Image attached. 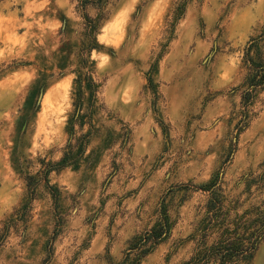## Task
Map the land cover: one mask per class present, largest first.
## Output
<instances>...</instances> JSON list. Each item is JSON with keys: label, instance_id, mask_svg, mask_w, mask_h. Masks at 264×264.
<instances>
[{"label": "clouds", "instance_id": "clouds-1", "mask_svg": "<svg viewBox=\"0 0 264 264\" xmlns=\"http://www.w3.org/2000/svg\"><path fill=\"white\" fill-rule=\"evenodd\" d=\"M256 47L264 0H0V264H264Z\"/></svg>", "mask_w": 264, "mask_h": 264}, {"label": "rangeland", "instance_id": "rangeland-1", "mask_svg": "<svg viewBox=\"0 0 264 264\" xmlns=\"http://www.w3.org/2000/svg\"><path fill=\"white\" fill-rule=\"evenodd\" d=\"M253 63L257 68H264V53H261L259 47H256V54H255V58L253 60ZM251 79H252V81L255 82V76H253ZM262 79H264V76H262ZM91 87H92L91 83H89L88 84L89 91H91ZM33 95H35V92L33 93ZM29 107H31V101L29 102ZM69 131H71V128L69 129ZM110 143H111V136H109L108 140L105 141L104 147L107 148L110 145ZM82 151H83V147L81 146L80 151L72 153L70 156V159H72L74 161H78V158L81 156ZM96 159L97 160L100 159L99 153L97 154Z\"/></svg>", "mask_w": 264, "mask_h": 264}]
</instances>
